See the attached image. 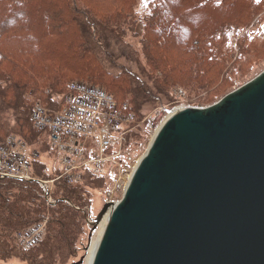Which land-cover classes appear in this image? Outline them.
<instances>
[{"label":"trees","instance_id":"trees-1","mask_svg":"<svg viewBox=\"0 0 264 264\" xmlns=\"http://www.w3.org/2000/svg\"><path fill=\"white\" fill-rule=\"evenodd\" d=\"M136 4L0 0V144L16 134L39 147L42 137L46 147L47 132L31 121L33 106L57 109L77 80L103 87L141 117L140 108L165 103L172 86L202 102L224 95L264 58V35L249 33L264 0H151L142 18L143 69L134 70L129 60L137 52L124 38L136 35ZM86 174L74 184L56 181L52 204L36 181L0 178V261L64 264L76 255L87 190L104 180ZM46 216L43 236L23 248L17 232Z\"/></svg>","mask_w":264,"mask_h":264},{"label":"water","instance_id":"water-1","mask_svg":"<svg viewBox=\"0 0 264 264\" xmlns=\"http://www.w3.org/2000/svg\"><path fill=\"white\" fill-rule=\"evenodd\" d=\"M105 215L87 264H264V69L173 109Z\"/></svg>","mask_w":264,"mask_h":264},{"label":"built area","instance_id":"built-area-1","mask_svg":"<svg viewBox=\"0 0 264 264\" xmlns=\"http://www.w3.org/2000/svg\"><path fill=\"white\" fill-rule=\"evenodd\" d=\"M182 94L179 90L178 95ZM57 100L59 107L54 110L35 103L31 121L35 128L47 132L46 142L51 149L63 152L61 163L69 169L63 182L74 184L82 178V172L96 175V167L106 161L116 162L125 155L126 135L133 129L130 124L135 123V115L129 111L126 103H118L103 87L84 81H74ZM25 147V142L14 135L7 136L0 144V178L36 181L47 204H52L54 200L50 197L48 181L30 176L33 174L29 169L30 157ZM88 150H93V153ZM85 151L89 153L87 159L83 155ZM125 160L132 166V171L137 161L131 160L129 154H126ZM90 163H94V166ZM127 177L123 183L127 182ZM121 183L116 181V184ZM45 224L44 218L18 231L16 237L19 244L23 248L35 244L42 237Z\"/></svg>","mask_w":264,"mask_h":264},{"label":"rangeland","instance_id":"rangeland-1","mask_svg":"<svg viewBox=\"0 0 264 264\" xmlns=\"http://www.w3.org/2000/svg\"><path fill=\"white\" fill-rule=\"evenodd\" d=\"M150 1L151 0H137L136 14L138 17V24L136 26V31H137L136 35L134 33L128 32L124 38L125 42L128 43L130 47L137 52V58L132 59L131 61L129 60L130 62L129 66L134 70L143 69L144 58L143 55L141 54L140 37L142 31V18L149 8ZM249 33L250 35H257V36L264 35V13L250 27ZM119 61L123 62L124 59L121 58L119 59ZM262 69H264V58L256 66H254L249 73L236 79L233 82V84L227 88L226 92L236 88L240 84L252 78ZM77 81H84V80H77ZM179 90H181L183 93L181 96L178 95ZM221 96L220 95L214 96L209 101L202 102L200 99H197L194 96H189L187 92H185V90H183L181 87L172 86L171 93L169 94V97L165 103L145 104L140 108L141 117H139L136 113L133 112V114L135 115V123L133 122L130 124L133 127V129L129 131L128 135H126L127 139H126V144L124 145V148L126 150L125 155L116 162L106 161L105 163L101 164L100 167H96V170L98 172L96 175L89 173L94 177H104V180L96 181L87 190L88 191L87 199L89 200V204L86 206L85 209L81 208L82 212L84 214L86 213V222L84 223L83 233L80 234L78 238L77 253L75 256L69 257L64 262V264H74L75 262H78L80 259H82L81 264H84L86 262V257L88 255V248L90 246V243L93 239L96 238L99 230V224L96 227L92 228L90 222L93 221V219L96 217L98 211L101 209L105 201L111 200L112 202H114L120 199L124 186L126 184L123 183V181L131 171L132 166L128 164V162L126 163L125 160L126 154H129V156H131V160L135 159L134 162L138 161L141 155L143 154V152L145 151V149L147 148L149 142L151 141L156 129H158L160 124L173 109L178 107L207 106L218 100ZM10 135H14L16 138L25 142L27 146L25 147L26 153L30 157L29 159L30 171L31 172L37 171V173H39V171L41 172L40 175H36V174L33 176L30 174L29 175L33 178H37L38 180L41 179L47 180L49 185L50 197L54 200L53 192L56 187V183H57L56 181H64V175H66L69 171L67 166H64L61 163L63 152L56 150L54 148L51 149L49 147V144H47L46 147H43L42 137L39 138L37 142V144L41 145V147H39L37 145L29 143L27 140L19 137L16 134H10ZM47 136H46V141H47ZM88 151L89 153H93V150H88ZM88 151L87 152L85 151L83 153L85 159L88 158L87 156ZM39 162H41L42 165H39L40 164ZM90 164L94 166V163H90ZM81 168L83 167H80V169ZM78 170L79 169L76 170V173L79 172ZM86 173L87 172H82V178L80 180L78 179L79 181H76L75 183L84 181V175ZM59 174L60 177H58ZM117 180L121 181L122 183L116 184ZM45 219L47 220V216L45 217ZM44 230H45V226L43 229V233ZM0 264H27V263L22 260H19L18 258H10L4 261L1 260Z\"/></svg>","mask_w":264,"mask_h":264},{"label":"bare ground","instance_id":"bare-ground-1","mask_svg":"<svg viewBox=\"0 0 264 264\" xmlns=\"http://www.w3.org/2000/svg\"><path fill=\"white\" fill-rule=\"evenodd\" d=\"M156 131H157V129H156ZM156 131H155V132H156ZM154 134H155V133H154ZM106 217H107V216L105 215V216L102 218V220L100 221V223H99L98 235H97L96 238L93 239V240L91 241V243H90V246H89V248H88V255H87V257H86V262H85L84 264H87V261H88L90 255H91V252H92V250H93V248H94V245H95V243H96V241H97V239H98V236H99V234H100V231H101V229H102V226H103V224H104V221H105Z\"/></svg>","mask_w":264,"mask_h":264},{"label":"snow or ice","instance_id":"snow-or-ice-1","mask_svg":"<svg viewBox=\"0 0 264 264\" xmlns=\"http://www.w3.org/2000/svg\"><path fill=\"white\" fill-rule=\"evenodd\" d=\"M257 3H259V0H257Z\"/></svg>","mask_w":264,"mask_h":264}]
</instances>
